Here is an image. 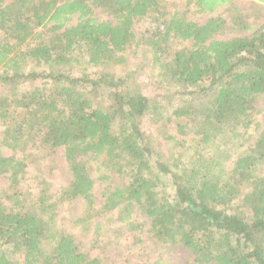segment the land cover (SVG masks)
Segmentation results:
<instances>
[{
    "label": "trees",
    "instance_id": "obj_1",
    "mask_svg": "<svg viewBox=\"0 0 264 264\" xmlns=\"http://www.w3.org/2000/svg\"><path fill=\"white\" fill-rule=\"evenodd\" d=\"M263 2L0 0V264H101L57 227L46 179L33 198L21 190L28 166L59 148L71 179L57 200L81 199L73 225L82 237L97 236L93 218L113 211L139 256L136 208L150 239L181 245L195 264H264L255 106L264 96ZM220 8L202 23L189 17ZM138 50L162 87L153 96L133 71H113ZM158 137L170 147L158 149ZM211 144L234 147L231 161L209 156ZM109 174L123 183L102 187L97 205L95 180Z\"/></svg>",
    "mask_w": 264,
    "mask_h": 264
},
{
    "label": "rangeland",
    "instance_id": "obj_2",
    "mask_svg": "<svg viewBox=\"0 0 264 264\" xmlns=\"http://www.w3.org/2000/svg\"><path fill=\"white\" fill-rule=\"evenodd\" d=\"M172 1L174 2V6H177L180 0ZM237 1L247 3L259 0ZM223 11V8H220L213 14L193 15L190 13L189 17L202 23L208 17L222 13ZM94 15L99 20L109 19L108 16L98 11H95ZM226 35L227 33L222 35L219 34L215 37L221 38ZM129 51L131 52V50H128V52ZM143 59H145L146 63L148 62V64H146L147 66L140 63ZM150 67L147 54L138 50L135 53L132 52L128 55L126 64L113 68V71L120 73L133 71L132 79L136 80L144 93L149 96H153L160 92L162 87L154 81V72L150 69ZM255 106L258 110L262 111L261 114L258 115V118L264 122V96L256 101ZM142 123L145 129H150L156 132L155 127L151 126L152 124L148 121H142ZM156 147L164 150L167 147H170V145L168 146L167 143L162 141L161 137H158L156 140ZM219 149H221L220 152L218 151ZM234 151V147H230L229 145L221 147L217 144H211V146H208L207 149H205V152L210 153L209 156L211 154L216 156L219 155V157L223 158L225 162L231 161ZM190 152V150L187 151V153ZM57 155L58 156H49L46 158L41 156L39 159L40 167L38 168L36 164H30L27 168L28 174L20 187L22 188L21 190L28 189V191H30V197L33 198L37 191H39L37 182H39L42 178L49 182L51 192L50 201L55 203L57 227L73 234L80 250H86L91 255L100 256L102 259L101 264H144L141 261L142 259L146 260L147 264H195L193 261V255L181 245H159L150 239L148 232H146L148 229V221L146 218L138 214L136 208L132 213V220L143 223L140 234H138V238L141 240L142 244L141 247H144V253L141 252V249L139 248L140 257L133 256V254H131L133 252V248H131L134 238L133 233L129 232L123 223L117 221L116 212L112 211L105 215L95 216L93 218V223L97 222L100 225L97 236L96 234L91 233L86 237H82L78 232V228L76 227L77 225H73L74 220L85 212L81 199L75 198L68 201L57 200L60 191L64 189L71 179L64 163L61 148L58 149ZM107 178L108 179L105 183H100L95 180V187L93 191L96 196L95 203L97 205L101 203L103 198L101 193L102 187H106L107 185L112 187L123 183L122 179L118 178L115 174H109ZM6 184L7 178L0 177V186L4 187Z\"/></svg>",
    "mask_w": 264,
    "mask_h": 264
}]
</instances>
